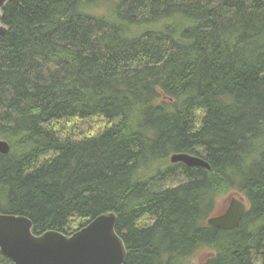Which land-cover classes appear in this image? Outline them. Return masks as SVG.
Masks as SVG:
<instances>
[{
	"label": "trees",
	"instance_id": "trees-1",
	"mask_svg": "<svg viewBox=\"0 0 264 264\" xmlns=\"http://www.w3.org/2000/svg\"><path fill=\"white\" fill-rule=\"evenodd\" d=\"M0 10V213L65 235L115 213L125 264H264V0ZM233 191L239 225L207 224Z\"/></svg>",
	"mask_w": 264,
	"mask_h": 264
},
{
	"label": "water",
	"instance_id": "water-1",
	"mask_svg": "<svg viewBox=\"0 0 264 264\" xmlns=\"http://www.w3.org/2000/svg\"><path fill=\"white\" fill-rule=\"evenodd\" d=\"M6 1L0 0V9ZM5 31L0 24V37ZM9 151V143L0 139V153ZM170 161L210 167L202 157L187 153H173ZM246 209L244 199L232 195L221 213L207 217L205 221L218 229L232 230L239 225ZM116 221L115 213L107 212L97 215L70 235L57 230L35 234L29 218L0 213V252L13 264H125L127 250L115 230Z\"/></svg>",
	"mask_w": 264,
	"mask_h": 264
},
{
	"label": "rangeland",
	"instance_id": "rangeland-1",
	"mask_svg": "<svg viewBox=\"0 0 264 264\" xmlns=\"http://www.w3.org/2000/svg\"><path fill=\"white\" fill-rule=\"evenodd\" d=\"M177 182L178 181L175 180V178H172L170 180L165 181L164 185L165 186H174V185H176ZM231 193H232L231 195L228 194L226 196H222V197H219L217 199V202L215 204L214 211H213L214 214H219L220 212H222L224 210V208L227 205V200L230 198V196H232V195L239 196L238 192H236V191H233ZM204 259H205V253L199 252V253L194 255V257L191 259L190 264L202 262V261H204Z\"/></svg>",
	"mask_w": 264,
	"mask_h": 264
},
{
	"label": "bare ground",
	"instance_id": "bare-ground-1",
	"mask_svg": "<svg viewBox=\"0 0 264 264\" xmlns=\"http://www.w3.org/2000/svg\"><path fill=\"white\" fill-rule=\"evenodd\" d=\"M221 213V212H220Z\"/></svg>",
	"mask_w": 264,
	"mask_h": 264
}]
</instances>
